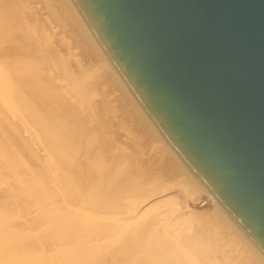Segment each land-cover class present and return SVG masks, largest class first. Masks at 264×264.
I'll return each instance as SVG.
<instances>
[{
  "label": "bare ground",
  "instance_id": "6f19581e",
  "mask_svg": "<svg viewBox=\"0 0 264 264\" xmlns=\"http://www.w3.org/2000/svg\"><path fill=\"white\" fill-rule=\"evenodd\" d=\"M0 108V131L20 155L10 175L22 192L3 187L1 157L0 264H264L72 0H0ZM37 176L44 181L29 187ZM26 202L46 226L34 236L11 220Z\"/></svg>",
  "mask_w": 264,
  "mask_h": 264
},
{
  "label": "water",
  "instance_id": "95a60500",
  "mask_svg": "<svg viewBox=\"0 0 264 264\" xmlns=\"http://www.w3.org/2000/svg\"><path fill=\"white\" fill-rule=\"evenodd\" d=\"M172 149L264 254V0H72Z\"/></svg>",
  "mask_w": 264,
  "mask_h": 264
},
{
  "label": "rangeland",
  "instance_id": "374dc122",
  "mask_svg": "<svg viewBox=\"0 0 264 264\" xmlns=\"http://www.w3.org/2000/svg\"><path fill=\"white\" fill-rule=\"evenodd\" d=\"M36 5H37L36 7H39L38 6V3ZM100 100H101V97H100L99 94H97V96L94 99L95 105L99 104ZM53 104H52V106H53ZM53 107H55V106H53ZM2 113H3L2 110H0V120H1V118L4 117ZM25 123H26L27 126H30V128H32L29 123H27V122H25ZM0 129L2 131L1 126H0ZM1 131H0V158L2 157V158H6L7 159L6 162H2L3 163L2 167H4L5 169H7L8 173H9L8 174L9 175L8 176L9 178L7 179L6 182L3 183V187L6 188L11 194L12 193L13 194L15 193L17 195H21L22 192H21V188L19 187V184L10 175V172H12V169H13L12 166L15 165V162H16L17 158H19L20 155L18 153H16L17 151H15L13 153L10 152V150H9L10 149V142L12 141L11 134H6V133L3 134V133H1ZM24 133H25V134H23L24 142L27 143V144H29L30 141H27V140H30V136H29L28 133H26V132H24ZM27 134H28V136H26ZM25 157H27V156H25ZM36 157L38 159L40 157L41 161L44 160V154L43 153H40L39 151L38 152L36 151ZM22 168L24 169V171L27 174V176L30 175V174H32V171L30 172L29 169H25L23 166H22ZM27 176H25V177H27ZM29 178H32V175H30ZM43 179H45V178L42 177V176H37V178L34 177V179H32L30 182H27V185L29 187H32L34 184H36V182L37 183H40V182L44 181ZM82 198H84V197H82ZM26 199H28V197H26ZM17 201H19V200H14L15 203ZM37 210L38 209H36L29 202H26L25 205H24V208L22 207L20 210H17L16 213H14V215L12 216V219L11 220H12V222H15L16 223L18 229H21L19 231L20 233L22 232V230L23 231H29V233L31 234V236H34L38 232H41V231H43V230L46 229V226L43 225V224H41L39 218H37L38 215H39V211H37ZM42 210H44V208H42ZM192 228H193V226H192ZM220 252L222 253L223 250L222 251H219L218 253L220 254ZM225 253H228V250H226Z\"/></svg>",
  "mask_w": 264,
  "mask_h": 264
}]
</instances>
